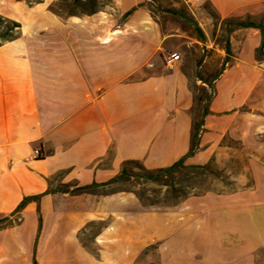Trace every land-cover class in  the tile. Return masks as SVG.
Instances as JSON below:
<instances>
[{"label": "crops", "instance_id": "1", "mask_svg": "<svg viewBox=\"0 0 264 264\" xmlns=\"http://www.w3.org/2000/svg\"><path fill=\"white\" fill-rule=\"evenodd\" d=\"M113 1L111 12L81 17L30 8L17 37L0 44V222L10 221L0 264H264V198L159 209L127 193L46 195L107 184L128 162L171 168L192 153L196 127L186 162H207L244 141L251 97L264 96L261 31L239 29L216 45V22L201 15L191 62L170 56L182 37L166 33L144 0ZM192 1H208L222 23L264 26V0Z\"/></svg>", "mask_w": 264, "mask_h": 264}, {"label": "rangeland", "instance_id": "2", "mask_svg": "<svg viewBox=\"0 0 264 264\" xmlns=\"http://www.w3.org/2000/svg\"><path fill=\"white\" fill-rule=\"evenodd\" d=\"M42 5L62 18L81 17L116 9L113 0H0V36L13 24H21L28 9ZM142 6L162 24L166 33L171 32L182 37L177 39L178 46L171 49L170 56H187L191 62L197 61L193 42L200 41V35L194 27L180 18L193 20L198 26L202 23L201 15L214 18L216 23L212 42L215 41L216 45L224 46L230 34L236 31L233 23H222L216 18L208 1L198 6L192 0H144ZM17 35L18 31L12 33L13 38ZM186 43L191 45H184ZM193 89L203 100L209 101L213 97L199 88ZM248 115L250 130L244 141L223 144L224 153L216 154L207 162L197 165L186 162L185 169L175 177L169 188L132 181L114 190L138 195L145 201L146 206L154 204V208L159 209L179 206L189 199L209 196L264 198V96L260 93H254L251 97ZM108 193V190H97L93 194ZM98 229L94 227L91 235ZM88 240L89 237L84 241Z\"/></svg>", "mask_w": 264, "mask_h": 264}, {"label": "trees", "instance_id": "3", "mask_svg": "<svg viewBox=\"0 0 264 264\" xmlns=\"http://www.w3.org/2000/svg\"><path fill=\"white\" fill-rule=\"evenodd\" d=\"M132 13H133V11L130 12L129 14H127L125 16V18H128L129 16H131ZM171 13L175 15L174 12H171ZM180 19L186 23H189L192 27H194L195 31L200 35L201 39L204 40L203 33L201 32L199 26L193 20H187L185 18H180ZM227 23H233L235 25L236 30H239V29H256V30L261 31V33L263 35V41H262V45L260 48V55H263V51H264V26L263 25L255 24L252 22H242L239 20H234L233 22L229 21ZM20 28H21V26L19 24H13V26L7 28L3 32L2 36H0V40L2 41L0 43L9 42V41L15 39L12 37V33L14 31H18ZM227 51L229 52V46H227ZM207 113L208 112L206 111L205 115H207ZM199 133H200V128L196 127L192 153L190 155H188V157L184 158L183 160H181L179 163H177L176 165H174L171 168L158 170V171H154V172H149L139 163L128 162V163H125L123 165V168H122L120 175L107 184H104V185H95L94 184V185L89 186V187H79L76 184H72V185L63 186V187L58 188L56 190H51L46 195H49V194H68V195H72V196H81V195L93 194L95 191H97L99 189L108 190L109 193L107 195H116L119 193H127V192L114 190L115 188L122 186L124 184L131 183L132 181H139V182L143 181L144 183H147V184L152 183V184L164 187V188H169L171 186V184L174 182L175 177L181 172V170L185 169L186 161L189 158L193 157V155L197 152L198 146H199L198 141H197V137L199 136ZM42 197L43 196L38 197V198L25 199L24 202L18 208L15 215L21 213L29 203H31L33 201L39 203L41 201ZM136 197L142 203V205L146 206L145 201L140 196L136 195ZM154 206H156V205L150 204L149 206H146V207H154ZM9 222H10L9 220H5V221L0 222V229L5 227ZM34 264H37L36 260H34Z\"/></svg>", "mask_w": 264, "mask_h": 264}, {"label": "built area", "instance_id": "4", "mask_svg": "<svg viewBox=\"0 0 264 264\" xmlns=\"http://www.w3.org/2000/svg\"><path fill=\"white\" fill-rule=\"evenodd\" d=\"M173 61H174V60H172V62H173ZM34 156H35V158H36L37 160H42V159H44V154H43V152H42L40 149L34 151Z\"/></svg>", "mask_w": 264, "mask_h": 264}]
</instances>
